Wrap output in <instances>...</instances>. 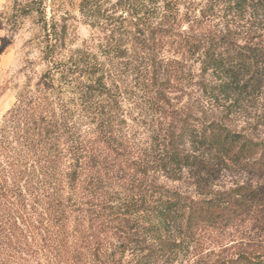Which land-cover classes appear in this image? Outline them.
<instances>
[{"label": "trees", "instance_id": "trees-1", "mask_svg": "<svg viewBox=\"0 0 264 264\" xmlns=\"http://www.w3.org/2000/svg\"><path fill=\"white\" fill-rule=\"evenodd\" d=\"M80 8L99 28L95 49L55 57L68 27L45 19L51 68L4 116L0 264H173L239 226L256 233L250 243L208 264H264V138L230 122L264 92V0ZM171 81L196 99L175 103ZM212 104L223 116L207 114ZM225 170L246 180L214 188ZM184 174L193 194L168 183Z\"/></svg>", "mask_w": 264, "mask_h": 264}, {"label": "rangeland", "instance_id": "rangeland-1", "mask_svg": "<svg viewBox=\"0 0 264 264\" xmlns=\"http://www.w3.org/2000/svg\"><path fill=\"white\" fill-rule=\"evenodd\" d=\"M80 3L81 0H7L5 19L11 32L9 40L12 39L15 44L17 66L8 74L7 80L1 88L2 93L7 90L11 92V99L3 109H0V138L5 126L4 116L18 101L19 95L21 96L23 92L29 89H34L43 74L51 68L45 60L46 58L44 59L45 55L43 53L46 40H50L43 30L45 19L51 22L54 18L55 21L68 27V46L67 48L63 47L65 53L56 52L55 57L65 59L70 48H79L88 44L94 50L95 45L98 44L99 28L93 27L91 22L83 15ZM114 16L118 17V15ZM103 23L105 24L106 21L103 20L101 24ZM98 27H101V25ZM109 34L110 31H107V35ZM174 52V46L166 43L160 54L166 57L172 56ZM53 70L56 72V68ZM192 70L195 75L200 73L197 65H194ZM193 82L195 84L196 80ZM173 85L174 83L171 81L166 85V88L172 96L176 97L174 99L175 103L178 102L177 104L183 106L196 99V89L187 81L182 84V87H179V91H174ZM61 90H55L56 94L53 95V99L60 100ZM203 108L207 110L208 115L219 118L223 116L221 109L216 104L204 106ZM237 108L238 113L231 116L230 122L237 128L248 130L254 136L264 138V92L260 96L246 99ZM199 114L202 115V112L199 111ZM244 180L246 178L241 173L225 170L215 179L214 188L229 189ZM168 183L172 187H179L180 190L193 194L192 186L196 182L192 175L184 174L181 178ZM215 235L217 234L215 233ZM255 235L254 231L244 226L228 231L221 239L212 240L209 235L207 236L209 241L204 244L205 249L202 250L201 254H194L190 259L187 258L188 256H180L173 264H208L215 258L216 254L223 253L225 256L228 253L236 252L238 246H240L239 244L246 246ZM230 246L232 250L224 252V248L227 249Z\"/></svg>", "mask_w": 264, "mask_h": 264}, {"label": "crops", "instance_id": "crops-1", "mask_svg": "<svg viewBox=\"0 0 264 264\" xmlns=\"http://www.w3.org/2000/svg\"><path fill=\"white\" fill-rule=\"evenodd\" d=\"M7 0H0V109L11 99L10 91H2L8 74L17 66V54L14 41L10 38V27L6 21Z\"/></svg>", "mask_w": 264, "mask_h": 264}]
</instances>
